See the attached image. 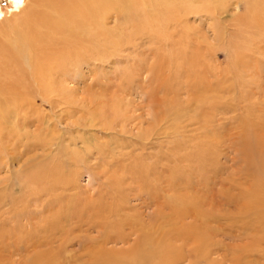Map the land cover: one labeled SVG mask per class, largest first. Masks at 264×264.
I'll return each mask as SVG.
<instances>
[{
    "label": "rangeland",
    "instance_id": "374dc122",
    "mask_svg": "<svg viewBox=\"0 0 264 264\" xmlns=\"http://www.w3.org/2000/svg\"><path fill=\"white\" fill-rule=\"evenodd\" d=\"M172 1L113 0L109 53L68 75L73 112L39 108L62 118L37 159L28 147L0 169L18 198L0 200V264L130 247L139 264H264V0ZM14 10L0 0V20ZM31 163L48 179L27 187Z\"/></svg>",
    "mask_w": 264,
    "mask_h": 264
},
{
    "label": "bare ground",
    "instance_id": "6f19581e",
    "mask_svg": "<svg viewBox=\"0 0 264 264\" xmlns=\"http://www.w3.org/2000/svg\"><path fill=\"white\" fill-rule=\"evenodd\" d=\"M174 1L176 2V0ZM13 4L15 12L0 20V166H2L0 169H4L10 162H14L21 154L27 152L25 148L28 147L33 149L34 156H28L27 159L38 158L37 149L44 148L49 143L50 137L48 138L47 131L50 128V121L54 119L52 115L54 114L58 119L62 118L60 114L56 115L55 112L50 114L46 109L39 108L43 104H50L51 109L55 111L58 103H61L67 114L73 112L68 109L72 104H68L69 92H71L66 87L70 78L68 75H71L72 80H75L74 78L83 73L85 64L96 65L98 60L105 58L113 46L114 29L113 26L107 25V19L113 17L111 13L113 0H13ZM258 24L262 27L264 21H258ZM15 57H20V61H16ZM33 85H37L39 88H35ZM71 95L74 96L72 92ZM45 131L46 133H44ZM41 138L43 140L38 141ZM5 157L9 161H4ZM37 162H41V160H37ZM43 171L45 173L42 174ZM46 171L45 164L31 163L23 175L22 184L31 187L36 182L45 180L43 176L46 175ZM45 177L48 179V176ZM13 186V184H6L0 189V200L8 195L9 198L6 200H13L14 205H10L12 208L17 206L18 201V198L12 196ZM10 191L11 193H9ZM0 203L3 204L0 205L1 213L12 209L11 207L3 208L5 204L2 201ZM41 218L44 222L48 221L47 215L43 214ZM34 219H37L35 215L28 217L27 221L29 220L28 222L32 224ZM134 233L136 232L134 231ZM50 234L48 233V235ZM122 235L120 234L121 237L118 236L114 239L112 236L105 235L103 243L107 244L110 241L125 243L126 238ZM44 241H47V238L42 237L41 239L36 236L34 239H28L25 242V247L27 250L28 247L36 249L38 245H45ZM115 249L104 251L102 259L94 254V257H89L91 260L89 259L85 263L109 264L113 261V256L117 255L119 258L129 259H121L120 262L118 260L117 264H139L134 259L138 255L134 253L135 248ZM58 251L56 260L63 256L64 248H59ZM46 255L48 256L45 257V252L33 254L29 258H23V264L28 259L30 260L29 264H51L49 262H53L54 256L51 259L49 254ZM147 262L149 263V261Z\"/></svg>",
    "mask_w": 264,
    "mask_h": 264
}]
</instances>
